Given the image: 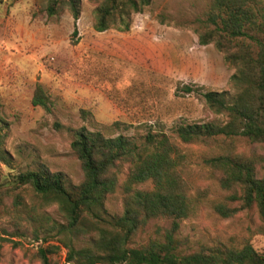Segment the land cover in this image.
I'll return each mask as SVG.
<instances>
[{
	"label": "rangeland",
	"instance_id": "obj_1",
	"mask_svg": "<svg viewBox=\"0 0 264 264\" xmlns=\"http://www.w3.org/2000/svg\"><path fill=\"white\" fill-rule=\"evenodd\" d=\"M209 3L152 0L144 13L133 16L129 31L97 33L95 6L88 0H82L78 21L69 12L48 18L47 0H0V117L5 126L0 124L4 129L0 134L10 161L0 163V185L15 187L18 174L41 164L64 173L71 186L81 183L83 172L70 147L73 129L81 126L103 131L119 122L132 128L112 137H142L146 125L171 135L180 121L222 120L208 109L201 94L233 95L234 70L213 45L201 46L193 30V22ZM38 84L53 104L50 113L32 105ZM184 86L195 92L184 94L180 90ZM180 152L182 177L196 201L195 213L182 222L178 233L185 248L240 249L250 244L264 254L255 208L229 219L214 210L215 203L230 194L204 163L219 153L218 146L181 145ZM237 152L264 156V145L239 140ZM261 175L259 169L257 177ZM14 195L22 206H16ZM106 210L122 214L121 198L111 197ZM54 221L64 222L56 205L45 204L30 186L15 189L0 204V264H42L38 251L59 246L58 238L42 228ZM158 228L167 229L169 223L152 222L141 238L154 236ZM65 257L64 248L49 255L51 264H66Z\"/></svg>",
	"mask_w": 264,
	"mask_h": 264
},
{
	"label": "trees",
	"instance_id": "obj_2",
	"mask_svg": "<svg viewBox=\"0 0 264 264\" xmlns=\"http://www.w3.org/2000/svg\"><path fill=\"white\" fill-rule=\"evenodd\" d=\"M88 1L95 6L92 16L97 33L129 31L133 16L152 4V0ZM65 12L78 21L82 0H47L48 18ZM193 30L201 46L213 45L225 65L234 70L233 95L201 94L208 109L222 120L180 121L172 127L171 135L146 125L142 137H112L132 128L119 122L103 127V131L81 126L73 129L70 144L83 172L81 183L71 186L64 173L41 164L34 171L18 174L15 187L0 185V204L15 189L30 186L45 204L56 205L63 218V223L54 221L42 227L57 237L59 244L38 251L42 264H51L49 255L61 248L66 250V264H264V254L250 244L240 249L190 251L178 236L182 222L196 210L181 173V145L218 146L219 153L204 163L230 194L215 203L214 210L229 219L255 208L261 221L259 232L264 235V156L237 152L239 140L264 145V0H210L202 17L193 22ZM180 90L195 92L191 86ZM32 105L51 112L53 104L42 85L36 86ZM0 124L4 126L1 117ZM3 130L1 127L0 132ZM1 136L0 163L8 164ZM259 169L262 175L258 178ZM148 182L152 188L141 187ZM114 196L122 201L120 215L106 210L107 201ZM14 197L16 206H22L20 197ZM157 221L168 222L169 228H158L154 236L141 238Z\"/></svg>",
	"mask_w": 264,
	"mask_h": 264
}]
</instances>
